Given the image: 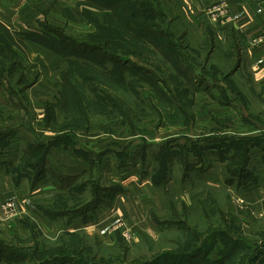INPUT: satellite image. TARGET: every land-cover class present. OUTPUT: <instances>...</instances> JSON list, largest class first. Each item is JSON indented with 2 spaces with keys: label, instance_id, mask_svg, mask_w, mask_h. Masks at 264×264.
Listing matches in <instances>:
<instances>
[{
  "label": "rangeland",
  "instance_id": "obj_1",
  "mask_svg": "<svg viewBox=\"0 0 264 264\" xmlns=\"http://www.w3.org/2000/svg\"><path fill=\"white\" fill-rule=\"evenodd\" d=\"M144 1H151L161 9L160 19L153 15L149 20L171 34L181 58L186 57L194 65L193 75L198 78L194 84L200 88L187 85L181 75L158 57L151 56L153 61H158L156 70L145 59L125 54L136 65L150 67L160 78L159 84L167 98L163 103L146 82L135 78L132 83L139 96L157 99L158 102H153L162 114L159 122L148 106L136 107L135 92L128 87L115 90L108 84L105 87L94 84L98 89L103 87L100 92L90 86L95 78L113 82L111 73L95 63L100 62L102 53L75 52V62L69 64L63 56L39 43L54 37L49 31L63 32L73 41L84 42L89 37L86 34L93 30L84 15L91 8L83 5L84 0H0V21L11 32L24 37L23 42L15 36L7 41L0 33V161L5 151L12 149L10 155L18 162L15 172H27L31 178L38 174L41 165L50 170L44 156L53 144L61 150L73 148L87 161L83 173L67 175L66 195L55 198L50 206H36L40 218L35 221L32 210L22 212L20 234L10 231L8 225L0 226V246L28 254L31 263L49 258L50 264H58L56 258L52 259L58 257L60 262L84 264L75 258L80 255L88 264H179L180 261L217 264L231 252L221 264H264V188L247 192L264 174V155L251 147L257 139L264 145V130L258 133L253 125H243L237 113L238 101L244 102L250 114L264 121V96L259 97V84L249 81L250 69L241 59L240 50L230 54L229 37H237L239 43L242 38L231 30L224 38L218 36L213 28V7L218 2L205 7L203 14L195 15L184 0ZM206 27L215 35L212 44L206 41ZM262 27L254 37L261 34ZM254 37L243 41L252 46L260 44L252 43ZM90 39L87 42L90 47L99 45L94 36ZM159 39L165 41L163 37ZM106 51L108 54L111 50L106 48ZM103 62L109 68L117 67L108 59ZM68 67L72 85H67L68 95L65 92L64 95L61 73ZM233 74H237L236 78H231ZM200 76L206 79L201 80ZM35 78V83L22 85L23 81ZM208 83L210 86L206 89L204 85ZM213 89L218 91L214 98L203 93ZM225 90L235 94L236 98L231 100L235 106L231 105V112L222 109L215 112L220 126L208 128L205 119L209 108L230 99ZM124 105L128 108V120L117 110V106ZM199 108L203 109L197 111ZM228 117L235 118L234 126L230 123L226 127L229 131L222 125L228 122ZM238 124L244 126L246 137L234 138L230 134ZM213 140L219 141L218 156L224 161L212 160L211 156L216 155L211 153H218L210 147L215 144ZM21 150L23 153L19 155ZM170 154L174 160L166 169L164 163ZM188 161L193 168H184ZM47 169L39 172L44 173L39 180L54 181L61 174ZM135 170L137 180L139 175L151 171L149 180L166 175L167 182H175L180 189L183 179L185 189L181 194L176 193L177 196L169 194L173 196L169 199V192L163 193L166 206L153 203L146 218L130 226L118 215V208L122 203L121 194L138 182L131 177ZM221 186L225 188L218 190ZM172 190L173 186L169 191ZM86 206L91 211L87 212L86 222L99 223L105 213L117 219L112 227L117 239L112 245L89 236L96 229V223L70 230L73 219L84 218L82 208ZM51 208L57 217L48 215L47 209ZM148 222H154L159 230L147 226ZM118 238L123 241L117 243Z\"/></svg>",
  "mask_w": 264,
  "mask_h": 264
},
{
  "label": "crops",
  "instance_id": "obj_2",
  "mask_svg": "<svg viewBox=\"0 0 264 264\" xmlns=\"http://www.w3.org/2000/svg\"><path fill=\"white\" fill-rule=\"evenodd\" d=\"M184 1L186 4L190 5L192 10L195 12V15H199V14L201 15L203 14L205 7L217 2L219 3L222 0H184ZM223 1L228 6L229 17L217 18V20L213 22V26H214L213 28H216L217 34L221 38H224L225 34L229 30H231L230 32L236 34L238 38L240 37L242 38L239 43L240 44L239 54H241V59L245 61L249 66L250 69V73L248 76L249 81L250 82L252 81L255 84H259L260 87L259 97L261 96L263 97L264 96V41L261 42L260 44H256L253 46L249 45L248 43H245L244 41L251 39L256 34H258L260 32L261 27L264 25V0H223ZM235 76H237V74H233L231 78H236ZM203 93H206L207 95H211V97L214 98V95H217L218 91L213 89L209 91L208 90L204 91ZM224 94H226V96L230 98L228 99L229 101L226 100L222 102L221 100L220 101L221 105L212 106L213 108H209L210 111L207 112V119L205 120H206V125H208V128L211 127L216 128L220 126V122L216 118L215 112H218V110L221 109L224 112L232 111L231 105L233 103L231 102V100L235 99L236 96L232 90H225ZM202 109L203 108H199V110L197 111H201ZM211 109L212 110L215 109V110L211 111ZM237 113H239L238 119L243 123V125L245 123H249L250 125H253L254 128L258 129V133H261L259 131L264 130L263 128L264 121L258 120V118L253 113L250 114L249 107L246 106L244 102L238 101ZM226 114L227 113H224V115ZM197 116L198 114L196 115V117ZM223 118H225V116H223ZM209 119H211V121L214 122H210ZM227 119L228 122L222 123V125L225 126L224 129H227L226 127L230 123H231L230 125H233L232 122H234L235 118L228 117ZM243 125L238 124L237 127H234L235 130L233 132H235L236 134L234 135V133L231 132L230 134H232V137L234 138L235 137L239 138V136L246 137V130ZM227 130L229 131V129ZM212 142L215 144H213V146H210L211 149H215L216 151H218V153H211L216 155V156H211L212 160L216 159L218 162L224 161L218 156L220 155L219 154L220 146L218 145L219 141L213 140ZM255 142L256 144L254 143L251 144V147H253L252 149L255 150L258 148L260 154L264 155V145H261V140L257 139ZM221 148L224 147L221 146ZM69 149L70 151H68ZM9 150L10 149L5 151L4 159L3 161H0V226L6 227L8 225V227L12 229L10 231H13L14 233L18 232V234H20L19 230L21 229V221L23 220V218L21 217L22 212L26 210H32V217L34 218V220L36 221L38 218H40L39 214L41 213L35 210L36 206L37 205L50 206L55 203L56 199L59 196L66 195L69 189V185L65 184L67 175L74 173L80 174L81 172L83 173L87 169V161L85 158L80 157L79 154H76L73 148H69V147L62 148L61 150L60 148H58V146H54L53 144L52 148L48 151L47 156L46 155L44 156V158L46 157L47 166H49L50 170H48L45 167H41L42 166L41 165L39 166L40 169L37 172L38 174H36L34 178H31L27 176L26 174L27 172L23 173L21 170L20 171L18 170V173L15 172L18 163L17 161H15L17 158L14 157L15 159H13V157L10 155L12 149L10 151ZM22 153L23 151L21 150V153H19V155H21ZM45 169L51 171V173L53 174L54 171L56 170L57 172L63 175L59 174L60 176L55 178L54 181L48 178L44 180H39V177L43 176L44 174L39 172ZM120 171L126 173L125 170H120ZM135 172L136 173L133 172V176L131 177H134L135 180H137V177H135L138 176L136 175L137 171L135 170ZM151 174L152 173L150 171L146 175H144V173L139 175L137 180L138 182H134L133 184H131V188L128 191L125 190L124 195L121 194L123 197L119 199L122 201V203L118 208V212H120L118 215H121L124 218L127 225L132 226L136 224L135 221L140 222L141 220H144L146 218L147 210L151 211L150 206L151 205L154 206L153 203L161 204L162 207H164V205L166 206V199L163 193L169 192L167 193L169 199L170 197H173L172 195L169 194H173L177 196L181 194V192L185 189L183 179L180 182V186H179L180 189H179L177 185L173 184L175 182L172 181L167 182L168 181L167 177L164 179V181L161 182H157L156 180L154 181L149 180ZM254 181L256 180L254 179ZM54 182L56 184H54ZM254 183L256 184L247 191L248 193L259 189V187L261 186L264 188V174L262 177H260V179L257 182ZM158 185H160L162 188L160 189ZM171 186H173V190H172L173 193L169 191ZM209 186L213 187L211 185ZM164 188L165 191H161ZM224 188L225 187L221 186L220 188H218V190ZM178 192L179 194H176ZM39 196H42V200H38ZM7 203H12L13 205L12 214L10 215L7 214L6 212L5 204ZM111 212L113 211L111 210ZM85 217L86 214H84V218L73 219V221L71 222L72 224L70 225L71 228L70 230L72 231L74 229L78 230V228L81 229V227H84L85 225L92 226V224L96 223L95 224L96 229H94L93 234L89 233L90 237L95 236L102 244L106 243L112 245V243L116 241L117 236L114 234V230L112 228L117 222V219L114 217V215L108 217L107 213H105L104 215L105 218L102 217L99 223H97L96 220H91L86 222ZM148 224L149 225L147 226L151 225L152 229L159 230V227L154 222H148ZM45 260L47 261V263L50 261L49 258H45ZM69 262L70 260L68 261L65 260L60 264H69ZM0 264H7L4 258H1Z\"/></svg>",
  "mask_w": 264,
  "mask_h": 264
},
{
  "label": "trees",
  "instance_id": "obj_3",
  "mask_svg": "<svg viewBox=\"0 0 264 264\" xmlns=\"http://www.w3.org/2000/svg\"><path fill=\"white\" fill-rule=\"evenodd\" d=\"M84 2L86 4L83 3L82 4L85 7L91 8L90 12L88 11L84 12V15H87V17L85 18L87 19L89 24L93 26L92 32L86 34L89 35V37L86 40H84V42L81 43V42L73 41L72 38H70L67 35H64L63 32L56 33L54 31H49L51 34L54 35V37L49 39L48 42L39 41V43L46 46L48 49L53 50L57 54L63 56L69 64H71L72 61L75 60L73 59L74 58L73 56L76 55L75 52H78L80 55L83 54V52H88V51L102 53L103 56L101 57L102 59H100V62L95 61V63L105 72L107 73L110 72L111 73L110 77L112 81L115 83L110 82L108 79L102 80V78H95L93 79V81H90V86H95L97 88V86L94 84L103 85L104 87L110 85V87H113V89L115 90L119 89L120 86L128 87L133 92H135L134 103L136 107L138 106V108L141 109V107L148 106L150 109L154 111L153 112L154 116H156L158 122L161 120L162 114L160 108L157 106V104L153 102V100L157 101V99H154L152 97L145 98L139 96L138 95L139 93L135 91L134 87L132 86V83L136 79L139 82L142 81L146 82L148 86H152L153 88L152 90L158 96V100L161 101V103H163V100L166 101L167 98L165 93L163 92L164 89L159 84L160 78L150 67H147V65L145 66L143 64L136 65L135 63L132 62L129 56L125 57V54H132L133 56L138 57L141 60L145 59L146 62L151 64L156 70H158L157 68H159L158 66H156L158 61L154 60L155 61L154 63L151 56L158 57L162 59V61L165 62V64L168 63L170 68H172L179 75H181L182 79L187 85H189L194 89H198V90L200 89L198 88V86L194 84V80L198 79V78H194L195 75H193L194 65L189 63L186 57L181 58L180 52L177 51L176 48L174 47L171 34L165 32L159 26L157 27L153 21L149 20V16H153V15H156L159 19L161 18L159 12L161 11V9H157L151 1H148L146 3L144 0H84ZM0 33L3 35L2 38L7 41H12L13 40L12 36L19 37V39L17 38L16 39L20 42H23L22 39H24L22 34H19L17 32L16 33L11 32L8 29V27L5 24H3L1 21H0ZM205 33H206V41L209 44H212V42H214V36H215L214 33L211 31L209 27H206ZM151 35H154L155 37H152ZM92 36L95 37V39L93 40L98 42L99 45L90 47V45L87 44V42L91 40L90 37ZM161 37H163L165 41H161L159 39ZM229 38L230 40L228 42V45H229V50L231 52L230 54L235 55L240 49V46H238L239 41L238 39H236L237 37L233 39L230 36ZM106 48H110L111 50L108 54ZM0 49L2 48L0 47ZM0 57H1V51H0ZM103 59H108L110 62H113L117 67L109 68L108 65H106L103 62ZM90 60L92 62L94 61L92 59ZM68 69L69 67L61 73L60 86L63 87L62 89L63 93L68 92L67 85L71 83V80L68 78ZM100 74L105 75L104 72ZM171 77L172 79L176 80L175 75L172 74ZM199 78L201 80L206 79V77L203 76L202 77L200 76ZM35 81L36 78L31 79L29 81L27 80L25 82L23 81L22 85L25 86V85L33 84L35 83ZM177 81L179 82V80ZM177 81H175V83H177ZM204 86L207 89V87H209L210 85L208 83V86L207 84ZM100 88L99 89L97 88V90L102 92L104 89H100ZM121 91H125V90H121ZM72 92H76V91L73 90ZM66 94L68 95V93ZM117 110L120 112L121 116L125 117L128 120L129 113L127 112L128 108L126 107V105H124L123 108L117 106ZM190 116L191 114L189 115V117ZM200 148H204V147L200 146ZM167 158L168 159H166V162L164 163V168L169 169L171 162H173L174 160L173 154L167 155ZM184 168L191 169L193 167L192 164L188 161L185 163ZM155 177H156V173H155ZM166 177H167L166 175L162 176L159 179L156 177L157 178L156 181L157 182L164 181ZM87 206L85 209L82 208L84 210L83 214L86 215L88 210L89 212H91L90 209L86 210ZM48 210H49L48 215H51V217H57L56 215H54V213H52L53 209H48ZM118 241L122 242L123 240L121 238H118L117 243ZM5 253L9 254V256L5 255ZM189 254H190L189 257L191 258L193 254L191 252ZM230 255L231 252L225 254V257H223L222 259L227 260L230 257ZM78 256L79 257H75V258L76 259L78 258L79 262L81 259L83 261L81 263L88 264L89 261H86L80 255ZM1 258H4L7 264H24L20 262H26L25 264H28L31 263L32 261L30 256H28V254L26 255L25 253L19 252L18 250L15 249L14 250L9 249L8 247H5V245L4 247L0 246V260ZM52 259H55V261L58 264L61 263L58 257H53ZM222 259L217 261L218 262L217 264H221L220 262L222 261ZM76 262L77 261L75 260V263ZM32 263L50 264L51 262L47 263L45 258H42V259H38L36 263L34 262ZM179 264H184V261H180ZM202 264H208V263L203 262Z\"/></svg>",
  "mask_w": 264,
  "mask_h": 264
},
{
  "label": "built area",
  "instance_id": "obj_4",
  "mask_svg": "<svg viewBox=\"0 0 264 264\" xmlns=\"http://www.w3.org/2000/svg\"><path fill=\"white\" fill-rule=\"evenodd\" d=\"M213 20L216 21L217 18H228L229 17V9L227 4L224 1H220L216 6L213 7ZM261 34L257 35L252 39V43L256 44L262 42L264 40V26L262 27ZM7 214H12L13 205L12 203L5 204ZM124 236H128L124 234Z\"/></svg>",
  "mask_w": 264,
  "mask_h": 264
}]
</instances>
